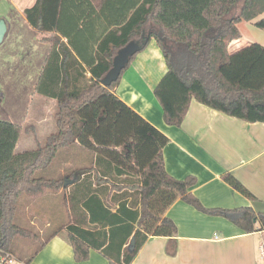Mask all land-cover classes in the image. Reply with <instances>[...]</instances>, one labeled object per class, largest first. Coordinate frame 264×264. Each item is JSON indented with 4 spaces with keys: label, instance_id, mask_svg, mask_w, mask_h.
<instances>
[{
    "label": "trees",
    "instance_id": "obj_1",
    "mask_svg": "<svg viewBox=\"0 0 264 264\" xmlns=\"http://www.w3.org/2000/svg\"><path fill=\"white\" fill-rule=\"evenodd\" d=\"M115 2L36 0L24 10L29 27L50 46L35 92L56 101V131L33 150L15 154L18 139L29 127L0 121V249L16 255L11 251L15 240H28L35 245L33 252L17 256L26 264L61 228L40 239L20 226L19 198L37 199L62 190L61 176L38 172L49 171L56 154L67 147L94 156L93 167L76 173V187L69 194L73 213L79 205L91 225L66 227L76 262L86 261L95 250L109 264H131L149 237L168 238L166 252L174 256L177 229L164 214L177 199L201 213L227 219L246 234L264 231V213L256 215L250 207L203 208L189 193L193 178L178 181L166 173L162 153L166 137L114 93L135 56L153 40L167 68L153 92L166 125L179 127L191 100L264 125V47L250 44L228 51L229 44L240 38L237 24L264 14V0H131L130 15L112 16L109 9ZM95 12L103 24L97 39L92 29ZM254 25L264 29V19ZM82 34L96 42L94 55L83 64L72 53ZM131 42L137 50L118 79L104 87L115 56ZM81 175L85 176L80 179ZM226 179L252 198L236 180Z\"/></svg>",
    "mask_w": 264,
    "mask_h": 264
},
{
    "label": "crops",
    "instance_id": "obj_2",
    "mask_svg": "<svg viewBox=\"0 0 264 264\" xmlns=\"http://www.w3.org/2000/svg\"><path fill=\"white\" fill-rule=\"evenodd\" d=\"M1 1L5 8H0V120L29 127L28 132L21 134L15 147V154H21L43 145L46 138L56 131V101L35 92L50 46L40 41V34L30 28L25 19L24 10L32 7L36 0L30 7L16 4L14 0ZM130 2L127 5L118 3L113 8L115 15H130ZM97 15L98 12H95L92 18L96 39L100 27L103 28L102 18L98 20ZM18 21L22 32L17 30ZM61 39L66 42L64 37ZM30 46L33 51L27 50ZM95 47L96 42L82 34L72 53L83 64L84 59L90 60L94 55ZM25 57L37 67L32 74L33 79L30 78L33 81L32 98L27 107L24 100L19 99L23 94L19 93L15 87L17 82H14L25 78L20 66ZM166 71L165 61L152 40L145 50L135 56L114 90L123 103L166 137L167 143L162 150L166 173L178 181L193 178L195 184L189 193L205 209L250 207L256 215L264 213V125L229 117L195 100H191L179 127L166 125L153 93ZM85 77L89 78V74ZM55 162L50 175L61 176L67 186H63L58 194L46 193L33 200L25 196L19 198L25 217H31L29 225H37L34 232L40 239L61 228L37 252L30 264H109L95 250H90L86 261H74L66 232V223L73 218L68 200L70 191L76 187V173L93 167L94 156L82 149L67 147L56 154ZM71 173L74 177L67 179ZM84 176L81 175L80 179ZM228 176L236 180L252 198L233 188L226 179ZM59 194L66 197L64 203H61ZM21 213L18 209L17 223L27 226L26 221L19 218ZM75 214L81 226L85 223L87 227L91 226L79 205L75 207ZM164 215L177 229L175 255L170 256L166 252L168 238L149 237L131 264H264V231L246 234L227 219L201 213L181 199H177ZM33 250L26 252L30 254Z\"/></svg>",
    "mask_w": 264,
    "mask_h": 264
},
{
    "label": "rangeland",
    "instance_id": "obj_3",
    "mask_svg": "<svg viewBox=\"0 0 264 264\" xmlns=\"http://www.w3.org/2000/svg\"><path fill=\"white\" fill-rule=\"evenodd\" d=\"M35 0H14V2L16 4H24L25 7H30L33 3H34ZM112 1H116L114 3V6L112 4V7L110 10L111 15L112 16H115V12H113V8L115 6H117L118 3H124V4H128L129 3V0H112ZM10 7V6H9ZM0 8H5L4 5L2 4V1L0 0ZM8 9V7L6 8ZM108 10V11H109ZM9 11V9H8ZM261 19H264V14L260 15L259 17H257L256 19H254L253 21L251 22H244V21H240L238 24H237V28L240 32V38L237 39V40H234L232 41L229 46H228V51L230 53H234L250 44H258V45H261L264 47V29H259L258 27H256L254 25L255 22L261 20ZM17 30L19 32H22V29H21V24L20 22L18 21L17 22ZM83 24H81V28H83ZM27 50L29 51H33V48L32 46H30ZM36 52V51H34ZM22 66V70H23V73L25 75V78L24 79H19L17 81H14V82H17V85L15 86L16 88H18L19 90V93L20 94H23V95H20L19 96V99L20 100H24L25 102V107H27V104L29 101H31V98H32V95H31V92H32V74L36 72V69L37 67L35 65H32V61L29 62V58L28 57H25V59L21 62V65ZM35 66V67H34ZM30 73V75H29ZM31 78V79H30ZM5 120V119H2V121ZM1 121V120H0ZM8 122V121H7ZM22 121H20L19 123H21ZM29 130V129H28ZM36 144L35 143V140H33V145ZM43 144V143H42ZM35 146V145H34ZM74 156H79L77 154H72ZM91 159H88V161H90ZM50 171V170H49ZM44 172V171H40L38 172L39 175H46V176H49L48 172ZM37 173V174H38ZM50 173V172H49ZM63 183H64V180H63ZM54 194H58L57 193H54ZM59 196H61L62 200H61V203H64L66 201V197L62 194H59ZM27 199H31V198H27ZM33 200V199H31ZM20 201V200H19ZM20 204H21V201L19 202L18 204V209L19 211H21V216H19V218H21V220L23 222H25V225L27 226H22L24 228H29L31 231H34V229H36L37 225H29L30 224V220H31V217L30 216H26L24 215L23 213V209L20 207ZM68 208H70V215H73V218L71 221L67 222L66 224L69 225V224H76V223H79V217L77 214L73 213V208L71 207L70 203H69V200H68ZM17 213H18V210H17ZM16 213V215H17ZM27 217H29V220L27 219ZM81 224V223H79ZM35 227V228H34ZM24 245H27L24 246ZM31 247H29V246ZM33 249H35V245L31 244L28 240H23V239H16L15 242H14V245L13 247L11 248V251H14L16 256H21L23 254L26 253V251H32ZM23 253V254H22Z\"/></svg>",
    "mask_w": 264,
    "mask_h": 264
},
{
    "label": "water",
    "instance_id": "obj_4",
    "mask_svg": "<svg viewBox=\"0 0 264 264\" xmlns=\"http://www.w3.org/2000/svg\"><path fill=\"white\" fill-rule=\"evenodd\" d=\"M1 32L2 31L0 30V36H1ZM137 48L138 45L134 42H131L118 51L117 55L113 60L112 68L108 71V73L105 75L102 81L104 87H109L112 83H114L118 79L120 72L126 65L129 56L133 54L137 50ZM71 182L72 180L69 181V183ZM63 186L64 187L67 186L66 181H64Z\"/></svg>",
    "mask_w": 264,
    "mask_h": 264
},
{
    "label": "built area",
    "instance_id": "obj_5",
    "mask_svg": "<svg viewBox=\"0 0 264 264\" xmlns=\"http://www.w3.org/2000/svg\"><path fill=\"white\" fill-rule=\"evenodd\" d=\"M263 250V246L260 247ZM0 264H26L24 261L17 259L10 252L0 249Z\"/></svg>",
    "mask_w": 264,
    "mask_h": 264
}]
</instances>
